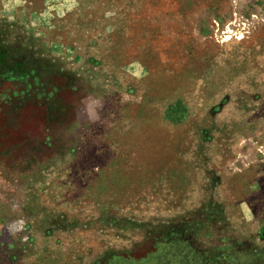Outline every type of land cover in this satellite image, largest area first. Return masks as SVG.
<instances>
[{"label": "rangeland", "instance_id": "obj_1", "mask_svg": "<svg viewBox=\"0 0 264 264\" xmlns=\"http://www.w3.org/2000/svg\"><path fill=\"white\" fill-rule=\"evenodd\" d=\"M0 264H264V0H0Z\"/></svg>", "mask_w": 264, "mask_h": 264}]
</instances>
